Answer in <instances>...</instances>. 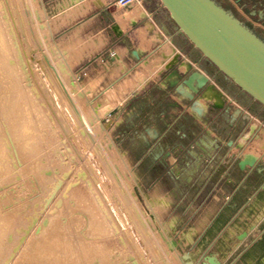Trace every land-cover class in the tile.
<instances>
[{"label":"rangeland","instance_id":"obj_1","mask_svg":"<svg viewBox=\"0 0 264 264\" xmlns=\"http://www.w3.org/2000/svg\"><path fill=\"white\" fill-rule=\"evenodd\" d=\"M75 1L84 0H63L62 5ZM216 1L264 40V20L257 18L259 10H253L257 14L253 16L235 0H227L233 9L226 8L224 0ZM58 2L0 0V26L8 42L5 61L10 66L5 75L8 80L19 82L22 92L37 105L47 127L39 151L25 155L16 152L13 165L0 172L3 218H10L8 214L17 205L23 206L16 213L26 219L27 227L17 237L13 225L16 218H10L12 222L0 239V264H16L30 254L33 239L41 234L38 225L46 215L53 214L57 215L53 222L60 237L56 253L61 260L52 264H264L255 261L262 243L234 252L205 246L203 237L210 238L212 233L191 232L200 219L195 210L198 202L181 197L178 185L172 186L170 181L162 185L174 189L169 206L163 196L147 197L153 185L147 184L149 172L144 169L139 170L144 183L138 186L132 164L122 152L129 151L132 161L130 138L119 134L117 104L131 90L142 86L147 72L158 67L161 57L143 60L142 67L134 71L118 59L115 67L103 75L99 28H94L92 36L89 26L76 29L85 20L60 14ZM93 2L97 5L96 0ZM109 8L117 11L115 17L121 31L126 22L135 20L120 19V13H134L136 19L147 12L148 17L141 20H163L161 10H165L160 0H138L131 8H121L113 1ZM145 33L139 30L140 35ZM2 51L0 48V56ZM1 73L2 69L0 81ZM2 85L0 97L3 93L10 95V84ZM240 98L246 101L250 97ZM6 125L0 111V139ZM254 146L257 151L264 148V131L256 136ZM35 161L42 162V166L30 168ZM153 173L154 170L150 175ZM72 190L95 204L108 226V236L98 242L103 257L90 258L89 249L95 248L93 243L100 239L92 227L81 221L74 223L73 228L66 227L65 223L79 212L59 213L62 201ZM36 200L37 210L32 208Z\"/></svg>","mask_w":264,"mask_h":264},{"label":"crops","instance_id":"obj_2","mask_svg":"<svg viewBox=\"0 0 264 264\" xmlns=\"http://www.w3.org/2000/svg\"><path fill=\"white\" fill-rule=\"evenodd\" d=\"M113 1L96 5L84 0L63 6L59 0L58 11L85 20L76 29L89 26L91 36L94 28H99L103 75L118 59L134 71L142 67L143 60L161 57L158 67L147 72L142 86L117 104L119 134L130 138L132 161L129 151L122 152L132 164L136 183H144L140 169L149 172L147 184L153 185V191L147 197L163 196L168 206L174 189L162 185L166 181L178 185L181 197L198 202L195 210L200 219L191 232L212 233L210 238L203 237L205 246L234 252L262 243L255 261L264 263V148L257 151L254 146L256 136L264 131V107L205 59L165 8L161 10L163 20H141L148 17L147 12L140 19L130 12L118 14L120 19L135 20L126 22L121 31L117 11L109 8ZM235 2L250 15L257 16L253 10H259L257 18L264 20V0ZM140 29L146 33L140 35ZM192 70L207 72L210 82L190 100L186 97L189 88L182 80ZM243 95L250 98L243 101ZM246 153L253 154L256 162L240 169L237 162Z\"/></svg>","mask_w":264,"mask_h":264},{"label":"water","instance_id":"obj_3","mask_svg":"<svg viewBox=\"0 0 264 264\" xmlns=\"http://www.w3.org/2000/svg\"><path fill=\"white\" fill-rule=\"evenodd\" d=\"M160 2L178 30L203 57L225 78L264 107V40L216 0ZM113 27L117 28L116 25ZM209 82L207 72L192 70L182 80V84L189 88L186 97L193 99L194 94L209 87ZM255 162L256 157L246 153L237 164L240 169H245Z\"/></svg>","mask_w":264,"mask_h":264},{"label":"bare ground","instance_id":"obj_4","mask_svg":"<svg viewBox=\"0 0 264 264\" xmlns=\"http://www.w3.org/2000/svg\"><path fill=\"white\" fill-rule=\"evenodd\" d=\"M96 3L97 5H102L104 2L103 0H96ZM7 43L4 32L1 30L0 26V48L4 49V51H2L3 56H0V69L3 71V73H1L3 79L0 81V84L2 85L5 82L9 83V89L11 91L10 95L3 93V97H0V111L4 114L7 122L6 128L3 131V136L0 139V172L13 165L12 163L16 152L25 155L39 151L43 144V131H46L47 129L45 121L41 117L40 111L35 102L28 94L22 92L19 82L8 80L5 75V73L7 74V70H10V66H8L7 61H5L8 54ZM40 166H42V162L35 161V164L30 165V168H39ZM46 183L47 182L45 181L44 189H47V187L49 188V186H46ZM79 194L80 193L77 191L75 192V190H72L69 196L62 201V209H59V213L62 211H68L69 213L78 211L79 213H82L74 214L65 225L69 229L74 227V223L81 221V223L92 227L96 236L100 239L95 240L93 243V245H95L93 247L95 248L89 249L90 258L94 259L98 256L103 257V248L98 247V242L102 241V237L108 236V226L98 212V208L95 204L87 198L81 197ZM38 201L39 200H36L33 203V209L37 210L39 208ZM22 209H24L23 206L17 205L8 214L10 218H16L13 225L17 237L23 233V230L25 231L27 229L25 224L26 219L20 217L22 215L18 216L16 213ZM0 212L1 239L6 233L5 227H8L12 220L10 218L6 220L3 218L5 214L1 208ZM54 219H57L56 214L45 216V219L38 225L41 227V234L39 238L33 239L29 252L30 254L22 257L16 264H52L58 263L61 260L56 253V249L59 247L58 238L60 237H57L58 233L54 231ZM46 232L50 233L47 234ZM182 264L188 263L182 261Z\"/></svg>","mask_w":264,"mask_h":264},{"label":"built area","instance_id":"obj_5","mask_svg":"<svg viewBox=\"0 0 264 264\" xmlns=\"http://www.w3.org/2000/svg\"><path fill=\"white\" fill-rule=\"evenodd\" d=\"M138 0H114L115 4L120 7H128Z\"/></svg>","mask_w":264,"mask_h":264},{"label":"trees","instance_id":"obj_6","mask_svg":"<svg viewBox=\"0 0 264 264\" xmlns=\"http://www.w3.org/2000/svg\"><path fill=\"white\" fill-rule=\"evenodd\" d=\"M224 6L226 7V8H232L233 9V6L227 1V0H224ZM264 33V32H263Z\"/></svg>","mask_w":264,"mask_h":264}]
</instances>
